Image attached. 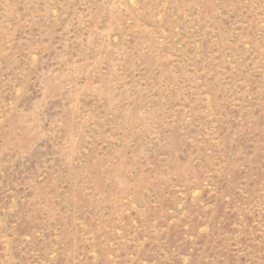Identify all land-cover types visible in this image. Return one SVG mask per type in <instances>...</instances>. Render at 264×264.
<instances>
[{"label": "rangeland", "instance_id": "1", "mask_svg": "<svg viewBox=\"0 0 264 264\" xmlns=\"http://www.w3.org/2000/svg\"><path fill=\"white\" fill-rule=\"evenodd\" d=\"M0 264H264V0H0Z\"/></svg>", "mask_w": 264, "mask_h": 264}]
</instances>
